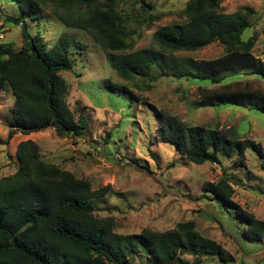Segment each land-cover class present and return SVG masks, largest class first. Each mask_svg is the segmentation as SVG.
Segmentation results:
<instances>
[{
  "label": "trees",
  "instance_id": "16d2710c",
  "mask_svg": "<svg viewBox=\"0 0 264 264\" xmlns=\"http://www.w3.org/2000/svg\"><path fill=\"white\" fill-rule=\"evenodd\" d=\"M21 13L35 20L44 9L65 26L87 32L106 54L108 66L123 79L134 77L156 80L160 75L176 79L209 81L218 84L222 72H245L264 81V61L253 56L255 38H241L251 26L252 10L225 13L220 0H188L183 13L186 20L157 29L153 40L157 49H139L125 53V20L118 0H12ZM17 51L0 47V88L9 85L14 102L8 121V139L16 132L28 134L54 128L59 137H81L88 120L80 106L71 110L66 100L67 84L60 72L71 71L70 40L61 36L46 48L40 35L26 38ZM213 42L222 44L225 53L200 66L191 58L175 52H193ZM121 52V53H120ZM158 66L163 71L153 74ZM110 91L126 92L124 86L104 81ZM248 106L264 114V92L249 86L204 89L194 107L219 105ZM157 138L174 144L194 164L219 163L221 153L232 151L242 158L246 148L262 155V147L251 140H240L231 129L224 131L188 126L177 116L157 111ZM16 170L0 177V264H129V256L143 253L155 264H175L180 254L217 257L220 264L231 261L220 244L203 237L192 221L179 222L159 232L148 228L139 233L114 232L111 217L94 214V199L106 193V187L92 189L57 165L41 159L40 149L30 139L16 147ZM204 190L227 211L234 208L243 221V235L251 241L264 237V220L242 210L233 200L232 181L225 171L216 182H207Z\"/></svg>",
  "mask_w": 264,
  "mask_h": 264
},
{
  "label": "rangeland",
  "instance_id": "374dc122",
  "mask_svg": "<svg viewBox=\"0 0 264 264\" xmlns=\"http://www.w3.org/2000/svg\"><path fill=\"white\" fill-rule=\"evenodd\" d=\"M188 0H118L125 20V53L139 49H157L153 33L165 26L182 24ZM225 13L252 10L251 26L241 38H255L251 53L264 61V0H220ZM7 17L20 19L18 24ZM0 47L17 51L28 39L40 35L51 48L61 36L70 40L71 71L60 72L68 87L66 100L71 110L80 106L88 120L81 137H59L54 128L22 134L8 139V121L14 97L8 84L0 88V177L12 174L18 165L16 147L30 139L40 149L41 159L50 165L87 180L92 189L106 187L105 195L94 199V214L111 217L114 232L139 233L148 228L167 231L179 222L192 221L205 238L214 240L232 258L223 264H264V237L251 241L244 237L243 221L234 208L223 210L204 190L207 182H216L221 172L232 181V200L246 212L264 220V114L248 106L219 105L194 107L204 89L230 85L249 86L264 92V81L245 72H222L218 84L209 81L176 79L160 75L158 66L152 73L156 80L134 77L123 79L112 70L106 54L84 30L63 25L51 8L42 17H25L12 0H0ZM121 53V52H120ZM225 53L218 42L193 51L175 52L191 58L197 65ZM104 81L124 86L126 92L107 90ZM157 111L177 116L188 126H204L221 131L231 129L240 140H251L262 147V155L246 148L242 158L235 152L221 153L219 163L194 164L174 144L157 138ZM175 264H220L217 257L179 255ZM129 264H155L143 253L129 256Z\"/></svg>",
  "mask_w": 264,
  "mask_h": 264
},
{
  "label": "water",
  "instance_id": "95a60500",
  "mask_svg": "<svg viewBox=\"0 0 264 264\" xmlns=\"http://www.w3.org/2000/svg\"><path fill=\"white\" fill-rule=\"evenodd\" d=\"M7 21L13 24H18L20 22V19H16L13 17H7ZM29 38V36H27Z\"/></svg>",
  "mask_w": 264,
  "mask_h": 264
},
{
  "label": "built area",
  "instance_id": "2783aa9c",
  "mask_svg": "<svg viewBox=\"0 0 264 264\" xmlns=\"http://www.w3.org/2000/svg\"><path fill=\"white\" fill-rule=\"evenodd\" d=\"M2 37H3V34L0 33V38H2Z\"/></svg>",
  "mask_w": 264,
  "mask_h": 264
}]
</instances>
